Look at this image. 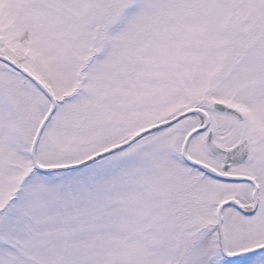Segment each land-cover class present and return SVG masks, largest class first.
I'll use <instances>...</instances> for the list:
<instances>
[{
    "label": "snow or ice",
    "instance_id": "snow-or-ice-1",
    "mask_svg": "<svg viewBox=\"0 0 264 264\" xmlns=\"http://www.w3.org/2000/svg\"><path fill=\"white\" fill-rule=\"evenodd\" d=\"M0 264H264V0H0Z\"/></svg>",
    "mask_w": 264,
    "mask_h": 264
}]
</instances>
